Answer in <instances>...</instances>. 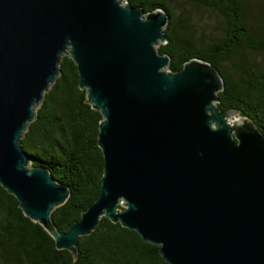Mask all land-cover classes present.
Listing matches in <instances>:
<instances>
[{
  "label": "water",
  "instance_id": "95a60500",
  "mask_svg": "<svg viewBox=\"0 0 264 264\" xmlns=\"http://www.w3.org/2000/svg\"><path fill=\"white\" fill-rule=\"evenodd\" d=\"M0 0V183L58 248L76 251L101 217L160 246L170 264H264V132L222 110L220 69L200 57L178 71L170 14L127 0ZM69 54L100 110L101 188L67 231L52 212L70 188L33 166L21 138Z\"/></svg>",
  "mask_w": 264,
  "mask_h": 264
},
{
  "label": "trees",
  "instance_id": "16d2710c",
  "mask_svg": "<svg viewBox=\"0 0 264 264\" xmlns=\"http://www.w3.org/2000/svg\"><path fill=\"white\" fill-rule=\"evenodd\" d=\"M127 1L146 11L163 8L170 14L164 28L168 40L157 46L160 53L172 57L168 69L178 71L194 57L208 60L226 80V88L219 92L220 108L238 110L264 132V61L261 65L245 54L255 51L264 57V40L257 36L256 24L248 20L246 0H177L179 15L172 0ZM190 8L217 14L222 36L198 41L187 14ZM59 67L21 141L33 166L47 167L70 188L66 202L52 212L53 222L64 232L95 202L101 188L104 156L98 134L103 115L88 100L87 89L80 87L73 58L63 54ZM0 264L170 263L159 245L107 216L101 217L91 234L80 236L75 252L58 248L50 232L27 216L16 196L0 183Z\"/></svg>",
  "mask_w": 264,
  "mask_h": 264
},
{
  "label": "rangeland",
  "instance_id": "374dc122",
  "mask_svg": "<svg viewBox=\"0 0 264 264\" xmlns=\"http://www.w3.org/2000/svg\"><path fill=\"white\" fill-rule=\"evenodd\" d=\"M121 2L122 4H126L127 1L122 0ZM172 2L175 6V10L177 14L178 15L181 14L182 13L181 9L176 7L177 5H175V3H177V0L176 2L175 0H172ZM246 3H248V6H249V10L247 13L248 20L250 21L251 24H256L257 32H258L257 36L261 38L262 40H264V4L262 0H246ZM187 14L189 15V18L192 19V22L194 23L195 30H196L195 36L198 41H209V39L211 40V38L222 36L223 34L222 33V20L214 12L205 10L203 8L202 9L201 8H194V9L190 8ZM245 54L247 55V57L252 59L254 62H258L262 65L264 61V57L261 53L252 51V52H247ZM164 69L168 70V66H166ZM37 108L38 106L36 105L35 112ZM236 114L239 117L243 116L240 114L239 111H237Z\"/></svg>",
  "mask_w": 264,
  "mask_h": 264
},
{
  "label": "bare ground",
  "instance_id": "6f19581e",
  "mask_svg": "<svg viewBox=\"0 0 264 264\" xmlns=\"http://www.w3.org/2000/svg\"><path fill=\"white\" fill-rule=\"evenodd\" d=\"M240 117L235 113V116H231V118L229 119L230 120V122L232 123V122H234V120L235 119H239Z\"/></svg>",
  "mask_w": 264,
  "mask_h": 264
}]
</instances>
